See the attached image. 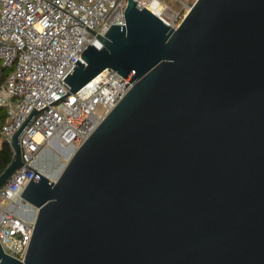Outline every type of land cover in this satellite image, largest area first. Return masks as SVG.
Here are the masks:
<instances>
[{
    "label": "water",
    "instance_id": "obj_1",
    "mask_svg": "<svg viewBox=\"0 0 264 264\" xmlns=\"http://www.w3.org/2000/svg\"><path fill=\"white\" fill-rule=\"evenodd\" d=\"M125 15L13 135L0 188L29 167L37 211L25 259L0 242V264H264V0H196L177 28ZM106 68L133 86L60 175L23 163L34 114Z\"/></svg>",
    "mask_w": 264,
    "mask_h": 264
},
{
    "label": "built area",
    "instance_id": "obj_2",
    "mask_svg": "<svg viewBox=\"0 0 264 264\" xmlns=\"http://www.w3.org/2000/svg\"><path fill=\"white\" fill-rule=\"evenodd\" d=\"M137 1L174 28L191 9L182 0ZM127 4L128 0H0V59L10 69L0 86V107L8 113L0 128L3 140L11 146L34 107L41 110L70 92L64 79L75 62L84 61L81 54L89 45L102 48L101 36L113 24H126ZM132 86L114 68H106L34 114L19 135L23 163L48 176L39 166L43 152L53 145L78 149ZM35 173L21 164L0 188V242L6 253L20 260L25 259L37 211L22 194Z\"/></svg>",
    "mask_w": 264,
    "mask_h": 264
},
{
    "label": "rangeland",
    "instance_id": "obj_3",
    "mask_svg": "<svg viewBox=\"0 0 264 264\" xmlns=\"http://www.w3.org/2000/svg\"><path fill=\"white\" fill-rule=\"evenodd\" d=\"M184 4L192 7L196 0H182ZM2 67V61L0 59V68ZM10 69H6L5 72H9ZM2 141V140H1ZM0 141V145H1ZM67 147L50 146L47 148L39 160V166L42 167L51 179L57 178L65 168L66 164L70 160L71 156L75 152L73 149L70 153L66 151ZM68 154V155H67ZM70 154V155H69Z\"/></svg>",
    "mask_w": 264,
    "mask_h": 264
},
{
    "label": "trees",
    "instance_id": "obj_4",
    "mask_svg": "<svg viewBox=\"0 0 264 264\" xmlns=\"http://www.w3.org/2000/svg\"><path fill=\"white\" fill-rule=\"evenodd\" d=\"M7 73L0 68V85L6 79ZM8 121V115L4 110V107H0V128L1 126ZM1 136V135H0ZM13 156V152L11 149L10 144L3 140L1 141V148H0V171H3L7 165L11 162Z\"/></svg>",
    "mask_w": 264,
    "mask_h": 264
},
{
    "label": "crops",
    "instance_id": "obj_5",
    "mask_svg": "<svg viewBox=\"0 0 264 264\" xmlns=\"http://www.w3.org/2000/svg\"><path fill=\"white\" fill-rule=\"evenodd\" d=\"M2 69L5 71L7 68L4 67V65L2 64ZM7 74H8V72H7ZM6 77H7V76H6ZM4 81H5V80H4ZM3 83H4V82H3ZM3 83H2V84H3ZM2 84H1V85H2ZM1 85H0V86H1ZM4 110H5L6 113H7V109H6L5 107H4ZM7 115H8V113H7ZM1 140H2V138H1V136H0V141H1Z\"/></svg>",
    "mask_w": 264,
    "mask_h": 264
},
{
    "label": "bare ground",
    "instance_id": "obj_6",
    "mask_svg": "<svg viewBox=\"0 0 264 264\" xmlns=\"http://www.w3.org/2000/svg\"><path fill=\"white\" fill-rule=\"evenodd\" d=\"M71 150H72V147H67L66 148V151L68 152V153H70L71 152ZM68 155V154H67ZM70 155V154H69ZM49 175V174H48ZM52 178V177H51Z\"/></svg>",
    "mask_w": 264,
    "mask_h": 264
}]
</instances>
